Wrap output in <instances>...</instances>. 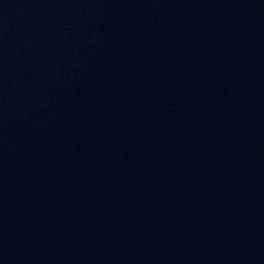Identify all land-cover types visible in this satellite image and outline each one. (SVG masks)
<instances>
[{
  "label": "water",
  "instance_id": "95a60500",
  "mask_svg": "<svg viewBox=\"0 0 264 264\" xmlns=\"http://www.w3.org/2000/svg\"><path fill=\"white\" fill-rule=\"evenodd\" d=\"M0 264H264V0H0Z\"/></svg>",
  "mask_w": 264,
  "mask_h": 264
}]
</instances>
